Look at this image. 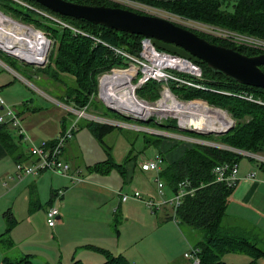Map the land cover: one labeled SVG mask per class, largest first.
Instances as JSON below:
<instances>
[{"label": "trees", "instance_id": "16d2710c", "mask_svg": "<svg viewBox=\"0 0 264 264\" xmlns=\"http://www.w3.org/2000/svg\"><path fill=\"white\" fill-rule=\"evenodd\" d=\"M25 1L58 16L68 24L94 35L111 46L134 55L138 54L140 50L142 36L115 31L82 19L60 16L32 0ZM65 1L80 5L122 8L109 0ZM135 1L155 9H162L182 20L212 25L236 35L264 41V0H238L232 5L231 11L224 9L222 7L223 3L219 0ZM0 10L26 24L35 25L42 29L45 34L55 39L54 46L49 54V65L44 74L54 81V85L59 86L60 84L65 87L60 102L69 103L75 109L89 106L90 97L96 94L97 91V75L124 64L121 60L115 59L112 52L106 47L96 45L86 37L74 35L69 30L60 28L9 0H0ZM195 33L211 44L232 49L248 57L263 53L250 46L239 45L230 38ZM153 43L158 49L167 51L160 48L155 40H153ZM167 52L174 54L170 51ZM184 57L190 58L202 68L204 73L202 82L206 88L195 90L186 87H173L174 93L185 100L205 101L208 105L224 110L235 121L233 127L221 135H201L189 132H186V134H191L192 138L214 142L219 146L264 155V106L251 103L238 96L245 93L264 101V89L239 84L221 72L208 68L205 63L187 52ZM0 59L15 69V61L6 55H0ZM261 69L264 71V67H261ZM68 78L73 80L72 85H69L70 82L67 85L63 81ZM159 86L160 84L156 82H149L137 91V95L143 99L145 98V100H156L159 97ZM113 115L116 119L129 120L116 113H113ZM169 122L170 125L160 124L159 127L165 130L178 131L175 120ZM152 123V121H149L146 124ZM7 127V125H2L0 128V143L9 154H14L16 151L15 144L12 141V134L6 129ZM87 127L100 142H102V136L113 129L110 125L93 122L88 123ZM161 142L162 140L159 138L154 139L152 142L145 138L147 146L153 145L158 148ZM179 143L181 142H175L176 145ZM242 158V155L220 147L189 144L180 158L161 169L160 177L172 192H175L177 184L181 181L189 182L190 187L194 189L191 195H187L183 199L180 207L176 210V217L177 224L188 227L192 231L191 237L194 240L195 237L197 239L190 247L195 251L199 264H226L222 261V257L228 253L244 254L252 260L264 258V234L245 222L228 221L226 207L236 186L230 188L224 183L215 182L212 174L214 167L223 164H236ZM113 166H117L123 173V166L115 164L111 158L105 162L97 163L93 169L106 173ZM31 205L32 208L37 205L34 198ZM3 218L6 227L1 235L0 243L6 248L11 245L9 234L17 224V220L9 210L3 213ZM169 218L172 220V216ZM97 250L105 254L106 262L103 264H128L122 256L114 257L105 250L98 248ZM29 263V257L26 256L16 263H6L4 261L2 264ZM71 264L81 263L73 260Z\"/></svg>", "mask_w": 264, "mask_h": 264}, {"label": "crops", "instance_id": "0c3cea01", "mask_svg": "<svg viewBox=\"0 0 264 264\" xmlns=\"http://www.w3.org/2000/svg\"><path fill=\"white\" fill-rule=\"evenodd\" d=\"M23 70L30 75L29 70ZM18 72L0 59V115L5 107H21L23 114L16 112L21 121L25 113H37L46 107L37 109L32 106V100L28 99V87H25ZM50 102L54 106L60 104L54 98H50ZM32 116L25 118L28 121ZM69 124L64 118L60 131L63 133ZM6 129L12 134L16 151L9 154L0 143V239L6 227L3 218L5 211L12 212L17 224L9 234L11 245L5 248L0 243V264L4 261L16 263L26 256L29 257V264H71L73 260L81 264H103L106 262L105 254L97 248L114 257L122 256L128 264H153L150 260L152 251L147 250L148 244L140 247L139 242L152 233L168 234V231L184 247L191 245L188 234L191 235L192 231L174 221L172 224L169 213L157 216L142 202H122L117 194L139 190L156 198V185L151 182L155 174L142 172L139 164L161 156L167 165L180 158L189 144L176 145V140H164L158 147L159 152L151 157L138 160L139 155L131 153L123 164L113 160L115 164L123 166V173L117 166L106 173L98 172L93 167L101 162H96L82 172L75 168V171L67 173L73 177L79 176V182L53 171L15 181L12 172L16 162L30 163L32 158L28 145L23 147L28 141L16 135L11 127ZM50 133L54 137L58 129ZM237 165L239 182L227 203L228 221L245 222L264 234V165L249 158L240 159ZM251 173L254 176L249 178ZM35 194L37 198H34ZM33 198L37 201L34 208L31 205ZM50 206L59 211L54 227H48L46 223L45 212ZM131 221L133 229L123 232ZM183 258H165L164 264H189ZM222 261L226 264H264L262 257L252 260L247 255L234 253L225 254Z\"/></svg>", "mask_w": 264, "mask_h": 264}, {"label": "built area", "instance_id": "2783aa9c", "mask_svg": "<svg viewBox=\"0 0 264 264\" xmlns=\"http://www.w3.org/2000/svg\"><path fill=\"white\" fill-rule=\"evenodd\" d=\"M9 1L35 13L36 15H39L40 17L45 18L46 20L57 25L60 28L69 30L74 35H80L82 37H86L90 39L94 44L96 45L99 44L106 47L108 50L112 52L115 59L121 60V62L124 63L123 65L125 66H123L122 69L118 68V66H115L109 70L102 72L97 82L96 94L98 96V99L107 108L112 109L114 113L122 117L131 119L138 123H147L149 121H152L156 125L162 124V122L155 121L154 117L156 116L160 118L161 121L164 122L168 120H173L175 118L177 119V121L175 120V122L177 129H179L178 131L180 132L183 130V133H186L185 130L191 129L189 124L185 123L182 125L179 117L173 115L170 111H164L163 113H158V110L165 108L164 106L166 105L167 107H169L167 102H173V101L180 105L193 107L194 109L201 108L203 106L210 108L205 101L180 100L176 98V96L172 93L169 87V84L173 83L176 85V87H186L195 90H203L206 88L202 82L203 72L201 67L190 58L171 54L167 51L160 50L154 45L153 43L154 39L146 38V37H142L140 41V50L138 54L136 55L130 54L124 51L123 49L111 46L101 41L99 38L95 37L94 35H91L77 27L68 24L58 16L49 13L47 11H44L37 6L28 3L25 0H9ZM109 1L114 2L113 0H109ZM117 1L121 2L120 4L122 5L116 2L114 3L122 7V9L130 10L142 15L158 16L156 14H152V12H147L148 8L149 9H155V8L146 6L134 0H117ZM0 17H2L4 20H8L12 23H15L20 27H24V29L35 31L34 29L28 27L27 25L13 21L12 19L8 18L2 13H0ZM162 18L168 19L179 26H182L186 29L193 31L194 33L197 32V33L208 34L221 38H230L235 42L251 40L249 37L236 35L222 29H216L209 26H202L201 23L199 22H193L187 20H185V22L176 21L175 19L169 16H163ZM188 22H193V24ZM200 26L202 30L199 29ZM43 37L48 42L47 43L48 46L45 52L44 61L38 65H45V63L47 62V54L51 43L50 39H46L44 35ZM0 44L2 45L1 40H0ZM1 45H0V50L8 55H13V56L16 55L15 51H18L19 49L17 47L15 48L13 47L7 50L3 46L1 47ZM149 82H156L160 84L159 97L158 99H156V101H154L153 104L148 103L142 99H139L137 96V91ZM238 96L246 99L251 103L264 106V101L254 97L253 95L242 93ZM69 108L72 112L76 113L78 117H89L93 119L96 123L106 124L110 126H113L116 123L114 121L103 119L100 116H95L89 113H88L89 115L86 114L85 111L88 109V106H85L82 109H75L74 107L73 108L69 107ZM99 120H102L103 122ZM123 124L127 125L126 123H122L120 125ZM2 125H7L8 127L15 129L17 134L24 141L30 142L29 137L26 135L25 131L22 128L21 121L18 115L16 114V112L13 111L11 107H5L4 113L0 115V126ZM231 126L233 127L232 121L230 126L224 131L228 130ZM76 130H77L76 122H72L61 134V137L56 141H54L53 143L32 142L29 148V155L32 158V161L30 163L17 162L15 164V169H14L15 170L13 175L14 178L17 181H21L27 177H35L45 171H53L62 175L69 176V178L74 182H79L80 177L79 176L73 177L67 174L70 170V167L68 164H64L60 160L65 143H67V141L71 138L74 131ZM193 130L197 131V129H193ZM199 133H203V132H199ZM158 135L164 137V135L161 134ZM171 135H176L177 137H173ZM165 136L179 142L181 141L187 142L190 145L201 144L211 147H220L223 149H227L237 154H240L245 158H249L253 161H256L264 165L263 155L235 150L225 146H219L214 142H207L180 134H166ZM161 163H163L161 156H156L151 160H145L139 164V169L142 172H151L155 174L154 183L156 185V193H155L156 198L148 197L146 199L143 197L142 193L139 190H133L132 193L130 194L120 193V192H118L117 194L119 195L120 200L122 202H126L129 200H137L142 202L145 207H147L153 212L165 206H169L173 212V214L171 215L172 221L178 223L176 217V210L180 207L183 199L187 195H191L194 192V189L190 187L189 182L181 181L177 184L175 192H172L173 193L172 199L167 202L164 201L162 197L164 196L163 190L166 185L160 177V172L162 169L160 166ZM237 171H238L237 163L236 164L234 163L232 165L223 164L214 167V169L212 170V174L214 176L215 182L224 183L227 187L234 188L235 186H237L239 182V178L237 177ZM253 176H254L253 173L248 175L249 178H252ZM45 217L48 227H54L59 217L58 209L54 206L48 207L45 212ZM194 252L195 251L191 249L189 254H184V258L187 259L190 262V264H199V259Z\"/></svg>", "mask_w": 264, "mask_h": 264}, {"label": "rangeland", "instance_id": "374dc122", "mask_svg": "<svg viewBox=\"0 0 264 264\" xmlns=\"http://www.w3.org/2000/svg\"><path fill=\"white\" fill-rule=\"evenodd\" d=\"M113 1L116 3H119V4L121 3L117 0H113ZM219 1H221L223 3L222 7L224 9L231 11L232 5L235 2H237L238 0H219ZM114 2H111V3H114ZM116 3H114V4H116ZM116 5H118V4H116ZM120 5H122V4H120ZM147 12H152V14H156V15L161 16V17L169 16V17L175 19L176 21H184L185 22V20H182L181 18H179L175 15H172V14H170V13H168L162 9H157V8L156 9H149L148 8ZM0 13H2L3 15L7 16L10 19H12L13 21L27 25L28 27L34 29L35 32L38 31V32H36L38 35H40L43 38V36H42V34H43L46 37V39H50V41H51L50 48H49V51L47 54V62L45 63V65H38L39 63L29 65L26 63V61L24 62V61L15 59L12 56H10V55H8L5 52L0 50V55H2V56L6 55L8 58L15 61L14 68L17 69L18 71H20V72H18L19 74L17 73V75H19V78L20 77L23 78V79H21V81L23 82L25 87H28V93H29L28 99L32 100V106L37 108V109H39L41 106L46 107V108H44V110H40L37 113H33L31 111V112H29V114L25 113L24 117L23 116L21 117L22 118L21 119L22 128L25 131L26 135L30 139V142L28 141L29 144L28 143L26 144L25 142H23V143H25L23 145L24 148L27 145H28L27 148H30L32 142H35V143H40V142L52 143V142L56 141L57 139H59L61 137V134H62V131H60V128H61L60 125H61V122L64 118H66V123L67 122L68 123L69 122L70 123L76 122L77 130L74 131L71 138L67 141V143H65L63 151H62V156L60 157V160L62 163L69 165V167H70L69 172H72L75 168L80 169V171L82 172V170L84 171L87 169V166H89V165L92 166L96 162H102V161L110 159V158L119 164H123L125 162V160H127L128 156L131 153H135V154L139 155L138 160H142V159H144V157H151V155L153 153L159 152L158 148H156L155 146H153V145L147 146V144L145 143V138L152 142L154 139H157V138L161 139L162 141H164V140L165 141H174V139L166 137L165 136L166 134H180V135H184L187 137L188 136L192 137L191 134L183 133V130L180 132L177 130H170V129L165 130L164 128H160L159 125H156L154 123L146 124V123H138V122H135L131 119H129L130 121L124 120V119H116V117H114V115H113L114 112L109 110L98 99L97 94H94L92 97H90V100L88 101L89 109L86 110L85 113L86 114H88V113L89 114L90 113L100 114L99 116L101 118L116 122L115 125L112 126L113 129L109 133L102 136V138H101L102 142H100L93 135V133L89 130V128L87 127L88 123H91V122L96 123V122L89 117H78L76 113H74L70 110L69 107L73 108V106L71 104L60 102L61 101L60 98H61V96H63V94L65 92V87L61 86L60 84H59V86L54 85V81L52 79H50L46 74H44L47 66L49 65V54H50V52L54 46L55 39L52 36L45 34L42 29L36 27L33 24H26V23H24L18 19L13 18L10 14L3 13L1 10H0ZM42 19H44V18H42ZM188 23L193 24V22H188ZM201 25L220 29L218 27H214L212 25H207L204 23H201ZM199 29L202 30L201 26ZM214 31H217V30H214ZM39 32L42 34H40ZM250 39L251 40L242 41V42L236 41V43L239 45L250 46V47H252L254 49H258L264 53V41H260V40H257L255 38H250ZM155 41H156V44L162 49L170 51L174 54L183 55V56L186 55V52L184 50H182L181 48H179L175 45L167 44V43H164V42H161L158 40H155ZM45 43H46V47H47V42L44 40V47H43L44 57H45V52L47 49L45 47ZM42 60H43V58H42ZM32 62H39V61H32ZM123 66H125V65L122 64L118 68L122 69ZM261 67H264V66H261ZM24 68L26 70L30 71V75L24 73V70H23ZM100 74L97 75V77H96L97 82H98V78H99ZM203 75H204V73H203ZM203 78H204V76H203ZM63 81H65V83L67 85L69 84V82H70L69 85H72V82H73V80L70 78L65 79ZM169 87H170L172 93L176 96V98H178L180 100H185V99L181 98L180 95H176L174 93L173 87H176L175 84L170 83ZM158 91H160V86H159ZM49 97L54 98L60 104H58L57 106H54L50 102ZM138 98L142 99L148 103H151V104H153L154 101H156V100H145V98L143 99L139 96H138ZM25 100H27V99H25ZM208 106L212 109H218V110L223 111L226 114V116L232 121V123L234 125L235 121L224 110H222L220 108H216L212 105H208ZM13 111L19 112L20 115L23 114L21 107L13 108ZM28 115H31V116L33 115V116L27 121L25 117ZM154 119H155V121L162 122V124H165V125L171 124L169 122L170 120L164 122V121H161V119L158 118L157 116L154 117ZM173 120L177 121V119H175V118ZM99 121L103 122L102 120H99ZM122 123H126L127 125H125V124L120 125ZM99 124H101V123H99ZM56 128L58 129V134L56 136L52 137L50 135L51 134L50 132L54 131ZM11 129L13 132H15L16 135H18L15 129H13V128H11ZM194 132L199 133L198 131H194ZM155 133H157V134H155ZM158 134L164 135V137L163 136L159 137L160 135H158ZM203 134L204 135L209 134V135H213V136L218 135L217 133H214V132H212V133L211 132H205V133L203 132ZM168 136H170V135H168ZM171 136L177 137L176 135H171ZM182 144L187 145L188 143L181 141V145ZM242 159H245V157L243 156ZM165 165L166 164L163 163L160 166L162 168ZM14 169H15V165H14ZM14 171L12 172V176L14 175ZM83 174H85V172ZM15 181H17V180H15ZM151 182H154V181L152 180ZM152 184L154 185V183H152ZM152 189L153 190L155 189V185ZM163 192H164V196L162 197V199L166 202L170 201L173 197L172 191L168 187L165 186ZM124 193H126V192H124ZM128 194H130V193H128ZM142 195L146 199L150 196L149 194H144L143 192H142ZM34 198H37L36 194L34 195ZM155 213H157L156 214L157 216H158V214L161 216L165 213H169V215L173 214L172 209L169 206H165L164 208H160L157 211H155ZM171 223L174 224L172 222V220H171ZM132 229H133V226H132V221H131V224H128V226H126V228H123V232H125L127 230H132ZM163 229H165V228H163ZM165 231H167V230H165ZM162 234L163 233H157V235H155L152 233L149 237L147 235V237H145L142 242H139L140 247L145 245V243L148 244L149 248L147 247V250H149V252L152 251L151 252L152 256H150V260L153 264H164L165 260H166L165 258H176V259L182 260L184 254L190 253V250H191L190 246H192V244H194V242L197 241L196 237L194 240V238H192L191 235L188 234V236L191 240V245L187 244V246L184 247L183 244H180L178 240H176L174 237H171L170 231H168V234H166V233L163 235ZM183 259H185V258H183Z\"/></svg>", "mask_w": 264, "mask_h": 264}, {"label": "water", "instance_id": "95a60500", "mask_svg": "<svg viewBox=\"0 0 264 264\" xmlns=\"http://www.w3.org/2000/svg\"><path fill=\"white\" fill-rule=\"evenodd\" d=\"M32 1L60 16L82 19L115 31L175 45L205 63L210 69L221 72L239 84L264 89V71L260 68L264 66V53L252 57L245 56L232 49L211 44L193 31L159 16L142 15L122 8L80 5L65 0ZM10 56L26 61L16 55ZM26 63L34 64L28 61ZM189 126L191 129L185 132L194 133L193 129L197 126L193 122H190ZM228 130L217 134H224Z\"/></svg>", "mask_w": 264, "mask_h": 264}, {"label": "bare ground", "instance_id": "6f19581e", "mask_svg": "<svg viewBox=\"0 0 264 264\" xmlns=\"http://www.w3.org/2000/svg\"><path fill=\"white\" fill-rule=\"evenodd\" d=\"M43 38L33 30L24 29V27H20L17 24L0 17L1 47L3 46L7 50L13 47L19 48L18 51H15L16 55L26 61L28 60V62L39 61L32 63L41 64L44 61L43 47L45 39ZM167 104L169 107H167V105L164 106L165 108L158 110V113L170 111L173 115L179 117L182 125L193 122V124L197 126L196 129L199 132L219 133L227 129L231 124V121L226 114L218 109H211L206 106L194 109L193 107L177 104L174 101L167 102Z\"/></svg>", "mask_w": 264, "mask_h": 264}]
</instances>
